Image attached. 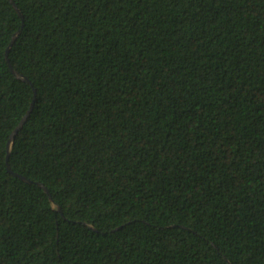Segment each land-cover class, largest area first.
<instances>
[{
	"label": "trees",
	"instance_id": "obj_1",
	"mask_svg": "<svg viewBox=\"0 0 264 264\" xmlns=\"http://www.w3.org/2000/svg\"><path fill=\"white\" fill-rule=\"evenodd\" d=\"M14 2L0 264H264V0Z\"/></svg>",
	"mask_w": 264,
	"mask_h": 264
},
{
	"label": "water",
	"instance_id": "obj_2",
	"mask_svg": "<svg viewBox=\"0 0 264 264\" xmlns=\"http://www.w3.org/2000/svg\"><path fill=\"white\" fill-rule=\"evenodd\" d=\"M9 1L12 3V5H13V7L16 9L18 15H19V16L21 17V19L23 20L22 13H21V11L19 10V8L17 7V5H16V3L14 2V0H9ZM18 33H19V31H16V32L13 34L12 40L10 41L9 45L7 46V48H6V50H5V56H6V60H7V61H9V58H8V51H9V49H10V46H11L12 42L14 41V39L16 38V36H17ZM9 66H10V70H11V71H12L17 77H19V78H21V79H23V80L29 82V80H28L25 76H22L21 74L16 73V72L13 70V68H12V66H11L10 63H9ZM29 110H30V109H29ZM28 113H29V111L23 116V118L21 119L20 123L16 126V128H15V129L12 131V133L10 134V137H9V139H8V141H7V144H6V160L8 159V155H9V152H10V148H11V144H12V141H13L14 135H15V133L17 132V130L21 127L22 123L25 121V119H26ZM7 169L9 170V172H11L12 174H14V175L20 177L21 179L26 180V181H28V182H31L30 179H28V178H26L25 176H23V175H21V174H18V173H16V172H14L13 170H11V168H10V166H9L8 164H7ZM37 184H39L41 187H43V189L46 191V193L49 195V197H51V196H50V193H49V191H48V189H47V187H46L45 185H43L41 182H37ZM58 209H59V208H58Z\"/></svg>",
	"mask_w": 264,
	"mask_h": 264
}]
</instances>
